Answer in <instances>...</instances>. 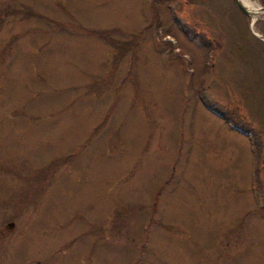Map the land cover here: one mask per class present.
Listing matches in <instances>:
<instances>
[{"label":"rangeland","instance_id":"1","mask_svg":"<svg viewBox=\"0 0 264 264\" xmlns=\"http://www.w3.org/2000/svg\"><path fill=\"white\" fill-rule=\"evenodd\" d=\"M260 102L231 0H0V264H264Z\"/></svg>","mask_w":264,"mask_h":264},{"label":"water","instance_id":"2","mask_svg":"<svg viewBox=\"0 0 264 264\" xmlns=\"http://www.w3.org/2000/svg\"><path fill=\"white\" fill-rule=\"evenodd\" d=\"M234 6L241 12L243 13L245 16L250 18V26L251 24L254 22L251 20V14H261V12L264 11V7H259L257 9L254 10H250L249 8H247L243 2L241 0H232Z\"/></svg>","mask_w":264,"mask_h":264},{"label":"trees","instance_id":"3","mask_svg":"<svg viewBox=\"0 0 264 264\" xmlns=\"http://www.w3.org/2000/svg\"><path fill=\"white\" fill-rule=\"evenodd\" d=\"M250 96H252V97H254V95H250ZM262 101V100H261ZM260 107H262L263 108V104H264V102L262 103V102H260ZM231 108V107H230ZM230 108H228V107H224L222 110H221V112H218V113H215V114H217V115H219V116H221L222 117V119L225 121V122H228V124L230 125V126H233L232 125V121L233 120H235V118H234V115H233V113L230 111ZM216 112V111H215ZM237 119V118H236Z\"/></svg>","mask_w":264,"mask_h":264},{"label":"flooded vegetation","instance_id":"4","mask_svg":"<svg viewBox=\"0 0 264 264\" xmlns=\"http://www.w3.org/2000/svg\"><path fill=\"white\" fill-rule=\"evenodd\" d=\"M64 158L61 157L60 158V161L61 163H63ZM2 171V168H1V164H0V172ZM2 205L0 204V214H2ZM13 225V223L11 221H8V222H3V219L2 217L0 216V248H1V245L3 244L2 241H3V235H4V228L5 227H9L11 228ZM34 264H41V263H38L37 261L34 263Z\"/></svg>","mask_w":264,"mask_h":264},{"label":"bare ground","instance_id":"5","mask_svg":"<svg viewBox=\"0 0 264 264\" xmlns=\"http://www.w3.org/2000/svg\"><path fill=\"white\" fill-rule=\"evenodd\" d=\"M242 2H243V4L247 7V8H249L250 10L252 9V10H254V9H257L258 7H256V6H253V4L251 3L250 4V2H244L245 0H241ZM262 16H264V11L263 12H261V14H251V20L252 21H255V20H257V19H259L260 17H262Z\"/></svg>","mask_w":264,"mask_h":264}]
</instances>
